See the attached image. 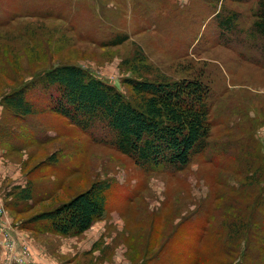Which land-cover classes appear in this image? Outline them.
<instances>
[{"label": "rangeland", "instance_id": "374dc122", "mask_svg": "<svg viewBox=\"0 0 264 264\" xmlns=\"http://www.w3.org/2000/svg\"><path fill=\"white\" fill-rule=\"evenodd\" d=\"M257 3L0 0V264H237L241 251L243 264H264V179L244 164H264ZM231 11L229 30L220 20ZM116 36L124 39L112 44ZM69 63L137 105L126 79H202L207 148L182 170L139 167L100 128L82 131L48 109L38 89L26 93L33 105L38 99L33 114L4 104L5 94ZM94 183L109 188L102 217L86 231L64 235L32 220ZM236 213L251 219L238 248L225 231ZM12 236L22 254L10 261Z\"/></svg>", "mask_w": 264, "mask_h": 264}, {"label": "trees", "instance_id": "16d2710c", "mask_svg": "<svg viewBox=\"0 0 264 264\" xmlns=\"http://www.w3.org/2000/svg\"><path fill=\"white\" fill-rule=\"evenodd\" d=\"M254 17L252 26L264 37V0H258ZM236 19L237 13L231 11L220 20V25L230 30ZM123 39L116 36L112 44ZM125 83L140 96L138 105L127 101L118 89L92 76L87 69L72 63L60 64L37 74L28 86L5 94L3 102L18 115L33 114L40 109L38 99L33 105L26 93L30 88L38 89L48 109L82 131L100 128L106 141H111L113 147L139 167L182 170L192 156L207 148L209 87L202 79L184 77L169 81L143 77L126 79ZM244 160L246 168L252 171L251 178L264 179V164ZM108 188L107 183H94L57 207L37 213L32 220L49 222L56 233L80 234L102 217ZM251 214L252 219L256 214ZM232 217L227 220L225 231L237 247L245 229L249 230L251 219L244 221L239 213ZM244 255L241 251L237 264H243Z\"/></svg>", "mask_w": 264, "mask_h": 264}, {"label": "built area", "instance_id": "2783aa9c", "mask_svg": "<svg viewBox=\"0 0 264 264\" xmlns=\"http://www.w3.org/2000/svg\"><path fill=\"white\" fill-rule=\"evenodd\" d=\"M22 254V246L21 243L16 240V238H14L12 236V238H9V243H8V257L10 259V261H12V259L18 255ZM19 264H26L25 262H20Z\"/></svg>", "mask_w": 264, "mask_h": 264}]
</instances>
